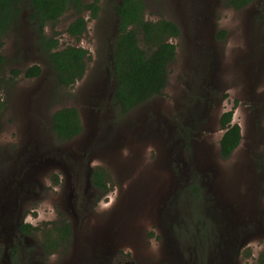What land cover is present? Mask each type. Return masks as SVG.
<instances>
[{"label":"rangeland","instance_id":"374dc122","mask_svg":"<svg viewBox=\"0 0 264 264\" xmlns=\"http://www.w3.org/2000/svg\"><path fill=\"white\" fill-rule=\"evenodd\" d=\"M143 1L146 20L172 21L181 33L169 40L177 55L163 94L127 113L114 102L122 0H100L96 19L85 11L80 39L67 33L74 10L45 27L59 49L89 52L70 87L58 84L29 20L31 0L19 2L1 49L11 80L1 91L0 191L38 228L27 264H258L264 252V0L241 10L229 0ZM35 65L42 74L27 78ZM65 107L78 109L84 127L70 141L52 127ZM229 111L243 139L224 159L220 119ZM98 168L109 175L106 190L92 183ZM63 223L69 243L43 256L46 234L56 237Z\"/></svg>","mask_w":264,"mask_h":264},{"label":"trees","instance_id":"16d2710c","mask_svg":"<svg viewBox=\"0 0 264 264\" xmlns=\"http://www.w3.org/2000/svg\"><path fill=\"white\" fill-rule=\"evenodd\" d=\"M99 1L88 3L87 0H31L32 11L29 20L36 26L40 42L49 56L52 68L56 72L60 86L70 87L81 80L87 70L89 52L76 46H67L59 49V41L47 38L44 34L45 27L58 22L67 11L74 10L79 16L68 27L67 33L80 39L87 29L88 20L82 16L89 11L92 19L99 13ZM256 0H229V5L241 10ZM20 0H0V109L2 108L1 91L11 78L5 75L7 59L1 49L4 46L6 35L16 25L21 17ZM146 5L143 0H122L118 5L119 35L114 44L113 72L116 80L114 102L122 113H127L147 102L154 96L161 95L169 80V66L175 60L176 46L170 38L180 36V27L169 20L156 22L145 19ZM14 75L21 74L15 70ZM41 73L40 66H33L26 70L27 78H35ZM232 111L223 114L220 119L221 127L225 130L220 141L221 157L226 159L240 144L241 128L231 125ZM52 127L56 136L63 141H70L83 131L79 111L75 107H65L54 112ZM264 169V150L260 160ZM108 173L102 169H95L91 179L94 185L106 190ZM58 231V238L49 240L51 248L61 242L69 243L71 228L68 223H63ZM33 227L30 224L23 226ZM258 264H264V252Z\"/></svg>","mask_w":264,"mask_h":264},{"label":"flooded vegetation","instance_id":"af4514ba","mask_svg":"<svg viewBox=\"0 0 264 264\" xmlns=\"http://www.w3.org/2000/svg\"><path fill=\"white\" fill-rule=\"evenodd\" d=\"M176 38H178V37H176ZM41 74H42V71H41L40 75ZM24 75H25V73H24ZM113 75H114V72H113ZM39 76H37V77H39ZM37 77H35V78H37ZM114 78H115V76H114ZM167 86H168V84H167ZM167 86H166V88H167ZM164 90H163V92H164ZM163 92H162V94H163ZM158 96H160V95H158ZM231 125H236V124H232V121H231ZM82 126H83V124H82ZM83 131H84V127H83ZM83 131L78 136H80L83 133ZM78 136H76V137H78ZM76 137H74V138H76ZM242 139H243V135H242V130H241L240 144L242 142ZM240 144L238 145V147L240 146ZM238 147L235 148V150L231 153V155L228 158H230L233 155V153L236 151V149ZM261 157H262V154L260 156V160H261ZM228 158H226V159H228ZM92 173H93V171L91 172L90 176H92ZM10 193L11 192H9V191H7V192L6 191H0V264H12L13 259H15L16 261H18L20 259L21 260L20 264H27L30 262V260L34 256L33 251L27 250L28 249L27 245L29 243V240L31 239V235H33L35 232H37V230H34L33 228L24 229L23 226L24 225L27 226L28 223L23 221L24 219L22 218V216H15L14 213L11 212L9 205H8L9 201L11 200L10 199ZM62 203H64V201H62ZM12 221H14V224H15L14 229H12V224H13ZM13 230H16L14 234H12ZM4 235H8V239ZM50 237H51V239H55V238H58V235L56 237H52V236H49L48 234H46V240L43 244L44 246L41 247L43 249L42 250L43 256H45V254L52 253V252L56 251L57 247H59L60 245L65 246V243L61 242L60 245L51 248L50 243H49ZM3 245H6V246L4 247L3 252H2L1 250H2ZM8 249H9V252H7ZM44 250H45V252H44ZM15 264H18V263H15Z\"/></svg>","mask_w":264,"mask_h":264}]
</instances>
